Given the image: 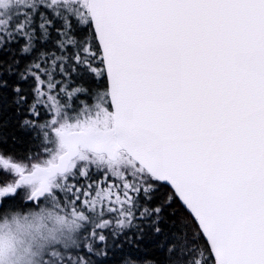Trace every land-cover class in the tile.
Returning a JSON list of instances; mask_svg holds the SVG:
<instances>
[{
	"label": "snow or ice",
	"instance_id": "6c2138e0",
	"mask_svg": "<svg viewBox=\"0 0 264 264\" xmlns=\"http://www.w3.org/2000/svg\"><path fill=\"white\" fill-rule=\"evenodd\" d=\"M0 264H264V0H0Z\"/></svg>",
	"mask_w": 264,
	"mask_h": 264
},
{
	"label": "clouds",
	"instance_id": "9594fccd",
	"mask_svg": "<svg viewBox=\"0 0 264 264\" xmlns=\"http://www.w3.org/2000/svg\"><path fill=\"white\" fill-rule=\"evenodd\" d=\"M20 239H21V248L27 247L28 244L31 242L32 235L29 233L28 230H25L20 234Z\"/></svg>",
	"mask_w": 264,
	"mask_h": 264
}]
</instances>
